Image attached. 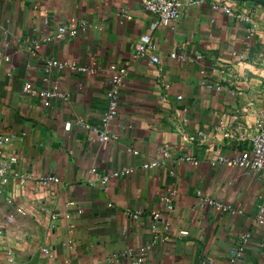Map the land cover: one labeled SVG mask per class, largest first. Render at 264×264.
<instances>
[{"label": "crops", "instance_id": "obj_1", "mask_svg": "<svg viewBox=\"0 0 264 264\" xmlns=\"http://www.w3.org/2000/svg\"><path fill=\"white\" fill-rule=\"evenodd\" d=\"M219 2L156 27L141 0H0V264H264V175L236 162L264 127V0ZM111 65L128 75L105 125ZM29 82L67 96L44 106Z\"/></svg>", "mask_w": 264, "mask_h": 264}, {"label": "built area", "instance_id": "obj_2", "mask_svg": "<svg viewBox=\"0 0 264 264\" xmlns=\"http://www.w3.org/2000/svg\"><path fill=\"white\" fill-rule=\"evenodd\" d=\"M207 0H141L143 8L155 15L156 19L153 22V25L158 26H173L177 23V21L180 20L185 8L187 7H196L199 5H202ZM213 1V7L218 8L220 7L219 0H212ZM222 8L226 13L229 15H236L231 7H228L226 5H223ZM87 25L83 23L79 27H59L55 37L57 39H62L67 35L75 36L78 34L80 29H86ZM142 43L139 46V51L136 57L138 56H145L147 50L153 49L154 44L152 42L151 36L149 34H145L141 38ZM173 57H176L175 54H173ZM153 61H158V57H153ZM71 68L77 71H88L90 70V67L87 66H79L76 62L71 61H47V71L50 72L54 68ZM109 70L111 71L112 77L109 84V89L107 92V100L108 105L106 110L103 113V120L105 125H108L110 121H112L119 113V106H120V100H121V93L122 88L125 84V80L128 75V68L127 67H120L117 65H111L109 67ZM49 78H45V82H47ZM169 87V85H166ZM211 87V85H209ZM25 92L27 93H33L34 95L38 96L44 106H50L52 104V101L56 98H65L67 94L62 90L59 89V87L50 88L49 86H40L37 87L33 83H27L24 88ZM87 127H90L87 125ZM96 132L100 134L101 140L108 141L111 139V136L105 132L101 131L99 129H95ZM10 140V137H3L0 139L1 143H6ZM135 153H138V151H135ZM164 156L168 155V152L166 150L163 151ZM16 157L11 158V162H15ZM237 163L240 165L245 166L250 172H253L258 175H264V127H261L260 130L253 135L250 138L248 147L245 148L243 153L237 158ZM160 165L159 160H154L149 163H145L142 165L143 168H153L158 167ZM8 164L3 163L0 165V182L5 184L8 182ZM136 167H130L126 169H120V170H114L108 174H100L95 169L92 170V172L95 174L96 178L99 179L102 183H107L111 179L118 178L121 176L128 175L130 173L135 172ZM44 182H53V181H59V178L55 176H47L42 179ZM172 196L173 193L169 195H164L161 197L164 203L168 204V209L172 208ZM222 206V205H220ZM139 216V213L136 214V217ZM160 213H155V218H160ZM11 221V219H9ZM258 221L260 224H264V207L261 209L260 216L258 218ZM153 228L156 229V225H153ZM156 237H158L156 235ZM249 235L244 236L243 243L248 241ZM153 242L150 244H147L143 247H141L138 250V257L133 256V259L135 260V263L142 262L144 259V256L148 254L151 251V248L153 246ZM243 250V246L240 247V249L235 253V256H240ZM45 251H48V249H45Z\"/></svg>", "mask_w": 264, "mask_h": 264}]
</instances>
